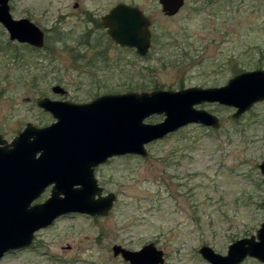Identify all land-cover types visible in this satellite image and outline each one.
I'll return each instance as SVG.
<instances>
[{"label": "rangeland", "instance_id": "rangeland-1", "mask_svg": "<svg viewBox=\"0 0 264 264\" xmlns=\"http://www.w3.org/2000/svg\"><path fill=\"white\" fill-rule=\"evenodd\" d=\"M120 2L150 20L144 56L115 44L95 24ZM9 8L43 30L44 45L10 40L0 24V134L7 141L28 122L41 127L54 120L37 105L44 97L81 103L105 93L214 87L264 69V0H184L172 15L159 0H10ZM195 107L216 115L219 125L189 122L147 143L144 156L98 164L102 195H114L109 211L62 214L37 230L30 246L5 252L0 264H130L112 247L139 250L150 243L162 251V264H209L198 252L202 245L226 254L230 243L255 234L264 221L258 167L264 100L238 117L217 102ZM163 117L154 113L144 122ZM239 264L263 263L246 257Z\"/></svg>", "mask_w": 264, "mask_h": 264}, {"label": "water", "instance_id": "water-1", "mask_svg": "<svg viewBox=\"0 0 264 264\" xmlns=\"http://www.w3.org/2000/svg\"><path fill=\"white\" fill-rule=\"evenodd\" d=\"M184 0H159L162 11L176 13ZM0 24L10 40L36 48L44 45L43 30L29 18H14L9 0H0ZM108 36L118 45L144 56L150 46V20L137 6L117 3L102 16ZM55 93L63 88L54 86ZM264 100V69L242 71L220 86L178 90L101 94L89 102L41 98L37 105L55 119L46 126L26 123L10 141L0 134V257L7 251L30 246L34 234L69 212L104 215L114 195H102L94 168L108 158L146 154L145 145L180 126L196 122L217 127L216 115L195 105L218 102L240 116ZM161 121L144 122L151 114ZM264 175V161L258 164ZM49 196L32 203L47 186ZM264 203V200H263ZM130 264H162V251L150 243L139 250L112 247ZM198 252L209 264H239L246 257L264 263V221L255 234L230 243L226 254L202 245Z\"/></svg>", "mask_w": 264, "mask_h": 264}, {"label": "flooded vegetation", "instance_id": "flooded-vegetation-1", "mask_svg": "<svg viewBox=\"0 0 264 264\" xmlns=\"http://www.w3.org/2000/svg\"><path fill=\"white\" fill-rule=\"evenodd\" d=\"M115 5H116V4H115ZM77 6H78V3H77V2H74V3H73V7L76 8ZM112 7H113V6H112ZM112 7H111V8H112ZM111 8H110V9H111ZM110 9H109V10H110ZM109 10H108V11H109ZM108 11H107V12H108ZM107 12H105L103 15H105ZM103 15L100 16V19H99V20H96V21H95V24L98 25L99 27L102 26V27L104 28V32H105V34L108 36L107 29H106V28L103 26V24H102V16H103ZM87 19H88V20H93V21H94V19L90 18L89 16H87ZM151 38H152V37H151V35H150V43H151ZM109 39H110L111 41H113L110 37H109ZM113 42H114V41H113ZM114 43H115V42H114ZM115 44H117V43H115ZM117 45H118V44H117ZM132 49H134V48L132 47ZM134 50H135V49H134ZM52 100H65V99H52ZM68 101H69V100H68ZM53 121H54V120H53ZM53 121H52V122H53ZM51 187H52V186L50 185V186L46 187V189L49 188V190H51ZM49 192H50V191H49Z\"/></svg>", "mask_w": 264, "mask_h": 264}]
</instances>
